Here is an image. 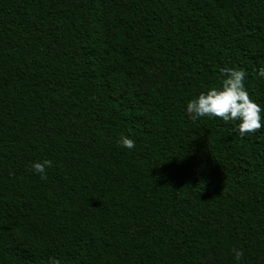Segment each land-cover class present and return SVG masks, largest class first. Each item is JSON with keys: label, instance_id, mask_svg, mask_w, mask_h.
Returning <instances> with one entry per match:
<instances>
[{"label": "trees", "instance_id": "16d2710c", "mask_svg": "<svg viewBox=\"0 0 264 264\" xmlns=\"http://www.w3.org/2000/svg\"><path fill=\"white\" fill-rule=\"evenodd\" d=\"M261 65L264 0H0V264H264V127L184 111Z\"/></svg>", "mask_w": 264, "mask_h": 264}, {"label": "clouds", "instance_id": "9594fccd", "mask_svg": "<svg viewBox=\"0 0 264 264\" xmlns=\"http://www.w3.org/2000/svg\"><path fill=\"white\" fill-rule=\"evenodd\" d=\"M221 74L223 79L218 85L209 86L187 100L185 113L194 120L208 117L220 118L226 123L235 122L233 131L240 136L264 127L261 123L264 119L261 112L264 109L249 96L245 86V70L236 67L224 68L221 69ZM255 75L257 79L264 80V65L255 70ZM116 142L121 148L132 150L135 147V141L130 134H120ZM52 163L50 159L37 160L30 163V168L41 179H46V169L52 167ZM231 252L234 264H241L244 257L243 249L233 247ZM48 264H60V261L50 256Z\"/></svg>", "mask_w": 264, "mask_h": 264}, {"label": "rangeland", "instance_id": "374dc122", "mask_svg": "<svg viewBox=\"0 0 264 264\" xmlns=\"http://www.w3.org/2000/svg\"><path fill=\"white\" fill-rule=\"evenodd\" d=\"M194 162L197 163V164H199L200 167H202V165H201V163L199 162V159H198L197 157L194 159Z\"/></svg>", "mask_w": 264, "mask_h": 264}]
</instances>
